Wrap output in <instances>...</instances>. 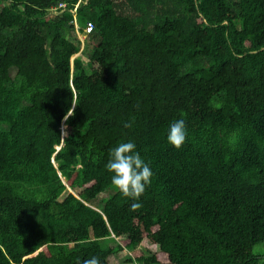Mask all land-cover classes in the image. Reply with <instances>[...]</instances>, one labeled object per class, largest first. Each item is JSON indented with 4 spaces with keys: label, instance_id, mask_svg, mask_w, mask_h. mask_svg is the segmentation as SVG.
<instances>
[{
    "label": "trees",
    "instance_id": "trees-1",
    "mask_svg": "<svg viewBox=\"0 0 264 264\" xmlns=\"http://www.w3.org/2000/svg\"><path fill=\"white\" fill-rule=\"evenodd\" d=\"M74 8L93 32L71 64ZM129 141L137 201L105 167ZM259 244L264 0H0V264H259Z\"/></svg>",
    "mask_w": 264,
    "mask_h": 264
},
{
    "label": "clouds",
    "instance_id": "clouds-1",
    "mask_svg": "<svg viewBox=\"0 0 264 264\" xmlns=\"http://www.w3.org/2000/svg\"><path fill=\"white\" fill-rule=\"evenodd\" d=\"M76 8H74L75 11ZM74 9L71 11L74 15L73 24L78 26ZM80 32L83 34L81 30ZM81 49L83 50V48ZM82 50L79 51L80 55ZM74 59H71V64ZM72 115L73 111L70 109L67 116ZM132 123V121L126 122L124 127L131 128ZM186 136L187 129L183 119L175 120L169 125L166 138L168 144L175 149L178 150L185 143ZM109 155L110 159L105 167L107 172L111 174L110 184L112 188L118 191L123 197L137 201L145 192L146 186H149L151 183L152 171L150 167L141 158L139 152L136 151V145L131 141L118 144L110 151ZM140 207L141 205L139 203L134 202L131 204L132 211H136ZM83 264H100V261L98 257H92L84 260Z\"/></svg>",
    "mask_w": 264,
    "mask_h": 264
},
{
    "label": "rangeland",
    "instance_id": "rangeland-1",
    "mask_svg": "<svg viewBox=\"0 0 264 264\" xmlns=\"http://www.w3.org/2000/svg\"><path fill=\"white\" fill-rule=\"evenodd\" d=\"M54 16H55V13L53 11H50L48 14V17L52 18ZM73 26H74L75 35L77 37L76 39H77V41H79L81 48H83L84 43L86 41L85 39L87 36L85 37L83 34H81L79 24H78V26H76V25H73ZM81 48H80V51L82 50ZM78 56H80V53H77L76 55H74L72 57V59L76 58ZM80 58L83 59V61H86L84 57L80 56ZM106 196H107V194H103L100 196V198L106 197ZM115 240L121 246H123L125 241H126L124 238H118ZM143 249H145L144 251H147V252H145L147 255L148 254H159L158 247L156 245L150 244L146 239H144L140 245V250L143 251ZM252 253L258 257L259 264H264V244H259V245L254 246ZM129 257H132L131 254L128 253V251L124 250V251L120 252L119 254H117L116 256L111 257L108 260V263L109 264H129L127 262V259Z\"/></svg>",
    "mask_w": 264,
    "mask_h": 264
},
{
    "label": "built area",
    "instance_id": "built-area-1",
    "mask_svg": "<svg viewBox=\"0 0 264 264\" xmlns=\"http://www.w3.org/2000/svg\"><path fill=\"white\" fill-rule=\"evenodd\" d=\"M59 8H64V5H60ZM51 11H53L55 15L58 14V8H53ZM74 13H75V9H74ZM92 32H93V24L91 22H87L82 28V33L86 37Z\"/></svg>",
    "mask_w": 264,
    "mask_h": 264
},
{
    "label": "water",
    "instance_id": "water-1",
    "mask_svg": "<svg viewBox=\"0 0 264 264\" xmlns=\"http://www.w3.org/2000/svg\"><path fill=\"white\" fill-rule=\"evenodd\" d=\"M70 192H72V191H70ZM39 252V251H38ZM38 252H36L35 254H33L32 256H35ZM29 257H31V256H29Z\"/></svg>",
    "mask_w": 264,
    "mask_h": 264
}]
</instances>
